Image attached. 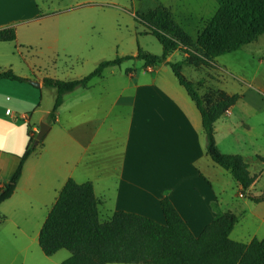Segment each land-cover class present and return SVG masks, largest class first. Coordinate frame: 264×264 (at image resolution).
I'll return each mask as SVG.
<instances>
[{
    "label": "crops",
    "instance_id": "obj_1",
    "mask_svg": "<svg viewBox=\"0 0 264 264\" xmlns=\"http://www.w3.org/2000/svg\"><path fill=\"white\" fill-rule=\"evenodd\" d=\"M153 2L154 6L139 13L164 5L193 39L204 27L198 26L192 33L182 26L181 22L191 19L192 13L186 0ZM49 14L41 11L37 0H0V28L16 27L15 40L0 41V71L11 69L30 80L0 78V187L19 162L27 143V131L34 134L40 121L47 122L54 101L50 96L44 100L47 87L42 84L43 78L62 79L52 76L49 67L36 59L44 50L75 53L61 40L46 45L41 39L42 30L37 33L32 28L31 22ZM210 17L201 19L204 25ZM143 33L149 32L145 29ZM89 39V35H78L75 42L84 48L90 44ZM138 48L130 55H136ZM177 50L180 49L166 59L171 61L170 56ZM180 51L182 55L177 61H181V73L197 85L200 95L214 100L220 92L234 94L218 87L221 76L215 71L214 57L206 63H193L187 60V53ZM15 54L20 61L11 57ZM64 56L70 57V62L60 63L56 53L49 66L72 69L76 61ZM115 66L119 65L105 67L101 76L93 77L86 87L63 95L55 121L47 122L49 128L42 146L25 160L13 193L0 203V222H7L11 231L17 233L35 229L33 241L39 244L41 226L68 178L91 181L101 220L123 210L164 224L161 199L167 196L194 235L226 211L234 212L239 221L237 211L247 208L249 199L242 194L230 171L215 164L207 154L201 113L171 68L165 63L145 65L144 61L125 69ZM184 67L189 68L191 78L183 73ZM73 78L80 77L62 80ZM33 80L39 81V85H34ZM257 92L264 102L261 90ZM241 95L253 97L254 92L244 90ZM234 108L235 104L214 123L216 145L222 153H240L248 161L250 173L255 175L253 168L258 165L249 160H257L253 157L256 150L250 145L253 141L248 138L252 131ZM242 142L246 149L234 145ZM219 143L229 150L220 148ZM258 176L255 175L248 189L252 194H258L252 192ZM234 228L230 238L242 241L231 236ZM69 256L70 252L66 258ZM35 264L52 263L37 257Z\"/></svg>",
    "mask_w": 264,
    "mask_h": 264
},
{
    "label": "trees",
    "instance_id": "obj_2",
    "mask_svg": "<svg viewBox=\"0 0 264 264\" xmlns=\"http://www.w3.org/2000/svg\"><path fill=\"white\" fill-rule=\"evenodd\" d=\"M214 14L193 39L174 19L164 5L145 13H137L139 20L162 45V53L156 54L138 48L136 55L117 56L98 62L92 71L80 78L68 80L44 77L42 84L54 87L56 97L47 122L56 119L57 108L63 95L77 87H86L93 77L101 76L105 67L119 65L131 58H140L145 65L167 64L179 83L195 101L202 118L205 148L213 162L229 170L241 186V192L253 202L264 201V191L248 192L255 181L249 165L238 153H222L215 141L214 123L229 109L239 94L220 92L212 100L198 92L197 85L181 73V61L172 62L167 56L176 49L188 54L193 63H206L218 55L232 52L244 44L256 40L264 33V0H216ZM16 38V27L0 28V41ZM0 78L19 81L30 80L15 74L11 69L0 71ZM19 162L11 176L0 187V203L11 196L21 176L25 160L38 147L44 136L36 142L37 132L30 134ZM264 161V157L259 156ZM98 203L91 181L77 182L68 178L39 231L38 241L43 253L53 255L67 249L70 256L61 264H264V237H252L248 242L237 241L229 234L238 222L232 211L218 215L194 235L169 197L161 199L165 223L149 217L114 211L108 220L98 215Z\"/></svg>",
    "mask_w": 264,
    "mask_h": 264
},
{
    "label": "rangeland",
    "instance_id": "obj_3",
    "mask_svg": "<svg viewBox=\"0 0 264 264\" xmlns=\"http://www.w3.org/2000/svg\"><path fill=\"white\" fill-rule=\"evenodd\" d=\"M43 13L49 12V17L42 20L31 22L32 28L43 36L41 39L46 45L51 46L56 40H61L70 48L71 54L63 51H56L60 56V63L70 62L71 56L76 63L70 70L51 68L50 63L54 54L51 50H44L42 55L36 61L48 68V72L55 77L67 79L70 77H81L94 69L99 61L103 59H112L124 54H132L137 51L138 46L141 49L152 53L160 54L162 46L158 40L150 33H143L148 27L139 20L137 13L144 11L148 7L154 6L153 0H37ZM189 4L191 19L181 22L182 26L193 33L198 26H204V20L211 16L217 6L215 0H186ZM187 4V5H188ZM146 7V8H145ZM184 12L187 9L183 8ZM204 20L201 21V19ZM42 23V28H41ZM203 25V26H202ZM196 34V33H194ZM78 35H89L88 46L81 48L76 44ZM62 50V49H58ZM81 53L82 55H78ZM182 52L175 51L171 56V61H177L181 58ZM16 59H20L16 54ZM20 61V60H19ZM215 71L221 76V83L218 87L223 88L229 93L240 94L235 102V113L239 114L244 122L250 125L252 135L249 136L250 145L256 150L253 157L257 160L254 164L256 174L259 175L254 187L253 193L264 191V161L257 155L264 157V102L261 100L257 90H261L264 95V33L259 35L256 40L244 44L239 49L224 53L214 57ZM22 65L24 66L23 62ZM137 64L142 65L140 58H131L122 61L119 66L122 69L132 67ZM25 67L28 73L29 69ZM189 68L184 67L183 73L188 77ZM47 91L44 100L47 97L54 101L56 89L45 86ZM244 90L254 92L253 97L242 96ZM249 101V102H248ZM251 102V103H250ZM42 122V121H40ZM39 122V123H40ZM44 122V121H43ZM241 130V127H238ZM220 148L229 150L219 143ZM235 146L247 148L244 142L235 143ZM223 146V147H222ZM236 150L235 147H232ZM221 152V151H220ZM225 153V152H223ZM234 153L235 152H229ZM240 154V153H238ZM244 161L246 160L243 158ZM245 162H248L247 160ZM250 170V169H249ZM254 170H252L253 172ZM251 193V192H249ZM242 202L245 199H239ZM247 199V198H246ZM247 208L242 207L237 211L239 221L235 225L232 237L238 238L244 242L252 237H264V201H248ZM101 218H105L102 216ZM7 222H0V264H35L37 257H42L52 264L60 262L69 255L67 249H60L53 255H45L37 240L33 241L35 229H28L25 233L11 231ZM28 245V247H27ZM108 264H144V263H108Z\"/></svg>",
    "mask_w": 264,
    "mask_h": 264
},
{
    "label": "water",
    "instance_id": "obj_4",
    "mask_svg": "<svg viewBox=\"0 0 264 264\" xmlns=\"http://www.w3.org/2000/svg\"><path fill=\"white\" fill-rule=\"evenodd\" d=\"M32 83L36 86L39 85V81L33 80ZM48 128H49V124L47 122L42 121L39 123V129H38L37 135H36V142L44 136V134Z\"/></svg>",
    "mask_w": 264,
    "mask_h": 264
},
{
    "label": "built area",
    "instance_id": "obj_5",
    "mask_svg": "<svg viewBox=\"0 0 264 264\" xmlns=\"http://www.w3.org/2000/svg\"><path fill=\"white\" fill-rule=\"evenodd\" d=\"M6 112H8V113H9V112H10V110H9V109H7V111H6Z\"/></svg>",
    "mask_w": 264,
    "mask_h": 264
}]
</instances>
